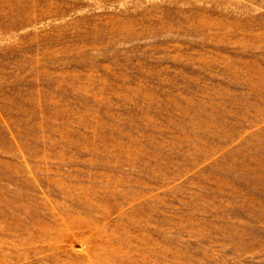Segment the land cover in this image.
Returning a JSON list of instances; mask_svg holds the SVG:
<instances>
[{
    "label": "rangeland",
    "instance_id": "obj_1",
    "mask_svg": "<svg viewBox=\"0 0 264 264\" xmlns=\"http://www.w3.org/2000/svg\"><path fill=\"white\" fill-rule=\"evenodd\" d=\"M0 264H264V0H0Z\"/></svg>",
    "mask_w": 264,
    "mask_h": 264
}]
</instances>
